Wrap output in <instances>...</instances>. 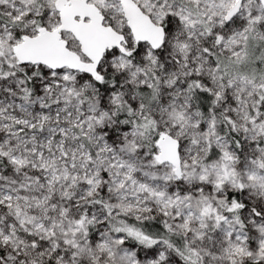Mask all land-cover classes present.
I'll list each match as a JSON object with an SVG mask.
<instances>
[{
	"label": "snow or ice",
	"instance_id": "1",
	"mask_svg": "<svg viewBox=\"0 0 264 264\" xmlns=\"http://www.w3.org/2000/svg\"><path fill=\"white\" fill-rule=\"evenodd\" d=\"M0 264H264V0H0Z\"/></svg>",
	"mask_w": 264,
	"mask_h": 264
}]
</instances>
